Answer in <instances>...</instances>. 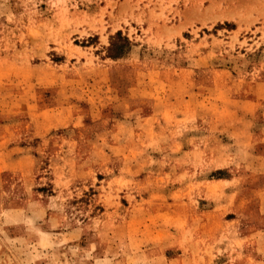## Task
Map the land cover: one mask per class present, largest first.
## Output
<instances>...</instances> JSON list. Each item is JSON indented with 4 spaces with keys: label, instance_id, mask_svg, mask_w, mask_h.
Instances as JSON below:
<instances>
[{
    "label": "rangeland",
    "instance_id": "obj_1",
    "mask_svg": "<svg viewBox=\"0 0 264 264\" xmlns=\"http://www.w3.org/2000/svg\"><path fill=\"white\" fill-rule=\"evenodd\" d=\"M0 264H264V0H0Z\"/></svg>",
    "mask_w": 264,
    "mask_h": 264
}]
</instances>
